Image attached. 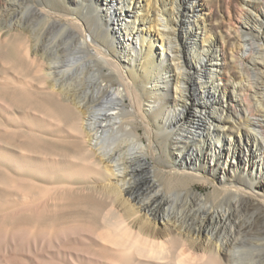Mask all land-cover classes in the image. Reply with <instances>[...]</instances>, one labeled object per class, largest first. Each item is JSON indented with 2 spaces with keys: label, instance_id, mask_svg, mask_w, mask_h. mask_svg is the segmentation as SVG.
<instances>
[{
  "label": "bare ground",
  "instance_id": "obj_1",
  "mask_svg": "<svg viewBox=\"0 0 264 264\" xmlns=\"http://www.w3.org/2000/svg\"><path fill=\"white\" fill-rule=\"evenodd\" d=\"M149 1L0 0V264H264V0H227L233 28L196 0ZM184 65L200 102L224 95L176 132L193 78ZM146 112L168 129L162 154L169 137L178 156L194 146L204 160L167 158L165 176L218 178L214 200L188 184L206 204L199 224L133 196V155L154 165L126 116ZM243 202L259 227L236 217Z\"/></svg>",
  "mask_w": 264,
  "mask_h": 264
},
{
  "label": "rangeland",
  "instance_id": "obj_2",
  "mask_svg": "<svg viewBox=\"0 0 264 264\" xmlns=\"http://www.w3.org/2000/svg\"><path fill=\"white\" fill-rule=\"evenodd\" d=\"M32 1H36V0H32ZM196 1L200 2L201 4H204V6L206 8L205 12L203 13V17H206V16H208L209 13H211V14H214L215 17H217V20H215L216 22L223 21L224 24H227L229 27H232V28L236 27L237 23L235 22V19H233L231 21L228 19V16H227L228 10L226 9L227 0H224V5H223L224 7L216 6L215 0H196ZM153 2H154V0H150L149 4H151V6H152ZM117 4H119V3H117ZM165 9L166 10L163 12V17H169L170 12H171V7L166 6ZM26 12H25V14H26ZM233 22H234V24H233ZM60 36H62V35H59V37ZM59 37H58V39L56 38L58 41L56 40L57 42H55V45H57V43L59 44V42H60V44L62 46L59 44L60 46H58V47H60V48L62 47L65 50L68 49V51H69L70 45H72V43H73L72 39L68 40V38L64 35L61 38H59ZM239 39H237V43L240 42ZM68 51H67V53L70 52V51L69 52ZM64 53H66V51H64ZM167 54L169 55L168 65L170 67V71L174 72V65L172 64V60H171L172 53L167 51ZM76 57H78V55ZM76 57H75V59H76ZM185 57H187V56L185 55ZM181 60H182V58H181ZM184 67H185V70H183V72H185L187 74H188V72L192 73V70H190V69L186 70L185 65H184ZM192 77H193L192 81L187 80L188 89L186 90V92H183V94L186 93L187 110L185 111V116H184L183 120H181V121L178 120V122H176V125L178 127L176 132H180L181 131L180 128L182 126L187 125L188 128L190 127L189 124L194 119V116H195L194 111H193L194 109H197V110L206 109V110H208L210 107L215 106L217 104V102L224 95L223 91L220 88L216 92H213L212 89H208V91H209L208 95L209 96L207 98H208V100H210V104L200 102L202 100V97L200 96V91H199L200 89L198 88L199 85L196 81L194 74L192 75ZM257 81H259V79H257ZM228 91L229 90L226 91L225 96L230 95L228 93ZM181 95H182V92H181ZM232 96H233V93H232ZM175 98H176V100H178L177 101V104H178L177 107H178V109H180L181 107H179V106L184 101L182 100V98H179V97H175ZM142 99H143V97H142ZM128 101L129 100L127 99V102ZM166 101L168 102V104L167 103H166L167 105L165 104L167 106L165 112H168L171 109L170 105L173 103V99L169 98ZM205 101H206V99H205ZM143 102H145V101H143ZM144 104H142L143 109H145ZM168 113L167 114L165 113L164 117H168ZM144 114L145 115L138 113L135 115V117L134 116L132 117L130 115L126 116V118H129V120H126V121H128L130 123L129 124L127 122L130 126V127L129 126L128 127L131 129L130 133L134 132V133L140 135L142 137L144 143L148 144L147 150H148L149 155L146 156L147 157L146 159L148 160V162H151L154 165V168L147 166V165H146L147 167L143 166L145 164H139V163L143 162L142 157L137 156V155L136 156L133 155L134 156L133 158L135 160L132 158L131 162H134L133 166L135 168V171L132 172V174L130 176V180H129L130 184L133 188L132 189L133 190V196L136 197V201L137 200H139V201L151 200L152 201L151 208L153 210H155L156 212H158L159 215L164 214V215H167L169 217L178 216L180 219L183 218L182 220L186 224L187 223L188 224L189 223L190 224L201 223L200 220L205 215L204 213L206 211V206H205L206 204H203L202 202L199 203V201L190 194V192L188 190V184H191L194 191L203 195L201 198H202V201L204 202V200H206V199L210 200L212 198L211 200H214L212 195H210L209 192H211L213 190L214 185H218V178L216 176L212 175L211 173H208L207 171H199L198 173L201 176H203L205 179H207L208 182H204L202 180L199 181L196 179H193V180L188 179L189 181L187 179H180L177 181L175 179L173 180V179H170L167 176H165L163 174L162 170L169 171V170H173V168H174L172 166H168L167 163L164 165L167 158L172 162V165L179 164L178 162H186V163L203 162L204 160L200 156L199 152H197L195 150L194 146H191L188 150H185L182 155L178 156V151L176 149V148H178V146L177 147L173 146L172 143H174V142H172V139L169 138L168 136H167L168 138L166 139L167 143H166L165 149H164L166 151V154H165V152H163V154H162V148L160 147L161 145L159 144V142L161 141L160 139H162L161 137H163V138L166 137L168 129H167V131L161 133L159 127L156 126V123H154L155 118L152 117L147 112ZM131 119H132V121H131ZM19 122H21L22 124L29 125V123L21 121V120H19ZM18 129H19L18 135H16V136L22 137L23 134L20 133V127ZM106 139H108V137ZM189 144H191V142H189ZM205 147H206V145H205ZM262 150H263L262 146H259L257 151L255 149L252 150L249 157L252 159L253 162H257L260 159V157H262L261 156ZM223 158H224V156H223ZM221 159H222V157L220 158V160ZM135 166L139 167L140 169L136 168ZM152 170L153 171L157 170V171L153 172ZM159 171H160V173H159ZM161 175H162V177H161ZM44 185L46 187L52 188L53 186L56 185V183L53 181H50V182H45ZM79 185H80L79 183H73V186L75 189H76V186H79ZM249 207L245 208L244 202H243V205L239 206L237 208L238 211H234V212H236L235 215H236V217L237 216L239 217V218L237 217L238 219L245 221V223L251 224L252 227H259L261 225V223L258 222L259 224L258 223L256 224L253 221L254 220L253 215H254L255 210L252 211V209H254V208L251 206H249ZM244 210H246V211H244ZM64 211H65V214H73L74 212L78 211V209L75 207H68ZM192 220H193V222H192ZM246 220H247V222H246ZM251 222H253V223H251ZM256 225H259V226H256ZM207 226L211 227V225H209V224Z\"/></svg>",
  "mask_w": 264,
  "mask_h": 264
}]
</instances>
